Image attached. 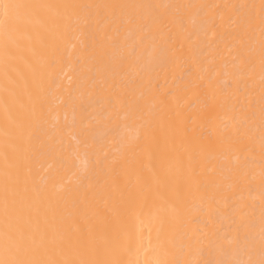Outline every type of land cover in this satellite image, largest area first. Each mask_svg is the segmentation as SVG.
<instances>
[{"label":"bare ground","instance_id":"obj_1","mask_svg":"<svg viewBox=\"0 0 264 264\" xmlns=\"http://www.w3.org/2000/svg\"><path fill=\"white\" fill-rule=\"evenodd\" d=\"M49 3L81 5H204L202 12L180 9L184 24L169 25L164 33L129 31L121 24V10L83 8L74 21L73 38L63 39L55 29L33 33L18 63L13 106L16 124L8 125L2 101L0 72V180L5 169L2 153L8 144L7 164L21 173L22 186L40 205V222L61 230L75 229L74 214L86 211L98 234L107 232L119 258L131 264L153 261L158 253L161 219L171 227L177 255L181 259H207L198 251L197 237L206 231L208 211L220 241L237 235L240 211L253 224L249 242L255 244L258 259L264 184L260 179L261 152V24L260 0H46ZM255 5L256 7H250ZM125 13L147 12L125 9ZM175 11V10H174ZM254 15L249 37L255 71L235 92L230 75V51L237 22ZM178 33H182L179 34ZM191 37L189 40L188 37ZM116 37L127 48L135 47L146 69L141 81L130 60L112 46ZM217 87L226 102L211 106L209 93L199 76L216 75ZM199 85V86H198ZM253 99L252 115L246 127L252 129L254 152L247 162V175L237 174L244 158V142L230 146L215 142L216 133L244 111L245 98ZM39 97V102L37 98ZM148 97L151 99L148 100ZM36 114H33V106ZM145 113L168 108L182 114V129L175 134L159 133L156 144H145L131 162L146 189L159 188L165 199L144 196L122 170V142L137 138L143 142ZM207 113L208 119L204 116ZM7 131L8 135H5ZM38 194V195H37ZM119 209L120 220L106 222L92 215L99 209L111 220ZM82 221L79 225L83 227ZM240 247L248 242L241 231ZM237 258L247 259L246 253Z\"/></svg>","mask_w":264,"mask_h":264},{"label":"snow or ice","instance_id":"obj_2","mask_svg":"<svg viewBox=\"0 0 264 264\" xmlns=\"http://www.w3.org/2000/svg\"><path fill=\"white\" fill-rule=\"evenodd\" d=\"M204 5H171V4H147V5H81L76 3H49L46 0H0V72L3 75V90L5 93L2 101L8 125H14L17 116L13 106L18 102L19 96L16 92L19 76L18 63L22 59V53L30 41L33 33L40 30L49 31L55 29L58 34L66 40L74 37L72 25L83 8H102L111 10L115 16L116 10H121L120 22L127 26L129 31H141L145 33H164L169 25L183 26L184 16L179 10L195 9L196 14L203 11ZM250 7L255 8V5ZM125 9H143L147 12L125 13ZM175 10V11H174ZM259 21L261 24L260 40V69L264 73V0L259 4ZM256 17L247 15L237 22V31L234 43L230 51L232 56V71L230 75L234 78L235 92L241 90L240 85L246 79H251L255 66L251 62V51L249 37L254 31ZM182 34V33H178ZM190 40L191 37L189 36ZM113 48L120 52L121 56L130 60L129 67L136 70L141 81L146 71L141 57L136 55L135 47L128 49L126 44L118 38L112 39ZM216 75L207 74L199 76V81H207L204 87L209 93L211 106H223L227 97L217 87ZM264 85V75L261 78ZM199 86V85H198ZM151 98L148 97V100ZM39 102V97L37 98ZM261 127H260V152L261 171L260 179L264 184V87L261 90ZM253 99L250 95L245 98L244 111L241 115L234 117L231 127L227 125L222 131L216 133L215 142L230 146L233 142H244V150L248 155L238 169L237 174L241 177L247 175V162L252 159L254 152V140L252 129L246 127L251 120L249 110L252 109ZM33 114H36V106H33ZM138 118L145 121L143 142L139 137L122 142L120 149V161L122 170L129 177V183H135L139 191L146 197L152 196L157 199H165V193L159 188L147 189L139 183V173L131 166V162L143 149L145 144H156L159 141V133L175 134L182 129L183 117L178 111L161 108L158 111L145 113L143 106L137 108ZM208 119L207 113L204 116ZM7 136V131L5 132ZM8 144L5 140V151L2 153L5 160V169L0 180V264H131L119 258L116 245L112 242L109 234H98L97 228L90 222L86 211L81 215L79 212L73 215L72 222L78 225L74 230H61L47 223L40 222V205L28 193L26 186H22L21 173L17 168L12 170L7 164ZM38 195V194H37ZM213 211L209 209V222L207 230L200 233L197 242L201 255L210 258L193 260L181 259L175 251L176 245L173 238L174 230L165 227V220L161 219L158 229V247L154 249L158 253L153 261L148 259L144 264H264V211L261 216V230L259 240V258L256 254L255 244L249 242V234L253 230V224L247 219L246 214L240 211L237 235L227 239L226 243L220 241L218 229L212 222ZM92 215L103 218L106 222L115 223L120 220L119 209L112 210L111 220L99 209H93ZM84 222L83 227L79 225ZM248 242L245 248L240 247L241 235ZM246 253L247 259L237 258L238 255Z\"/></svg>","mask_w":264,"mask_h":264}]
</instances>
